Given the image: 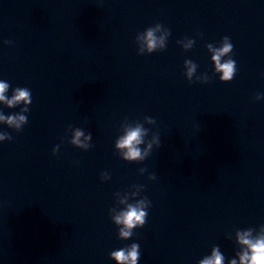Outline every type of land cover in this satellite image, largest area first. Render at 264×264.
Here are the masks:
<instances>
[{
	"label": "water",
	"instance_id": "water-1",
	"mask_svg": "<svg viewBox=\"0 0 264 264\" xmlns=\"http://www.w3.org/2000/svg\"><path fill=\"white\" fill-rule=\"evenodd\" d=\"M157 23L171 34L149 54ZM225 36L227 83L206 48ZM0 80L32 93L21 131L0 123V264H116L132 243L138 264H198L214 246L239 264L236 232L264 225V0H0ZM137 121L161 147L130 163L115 141ZM143 197L145 225L120 239L112 217Z\"/></svg>",
	"mask_w": 264,
	"mask_h": 264
},
{
	"label": "clouds",
	"instance_id": "clouds-1",
	"mask_svg": "<svg viewBox=\"0 0 264 264\" xmlns=\"http://www.w3.org/2000/svg\"><path fill=\"white\" fill-rule=\"evenodd\" d=\"M164 28L161 24L157 23L154 27L147 28L142 38L144 41V47L147 53L151 54L157 50V48L163 51L165 49V39L171 33L165 28V34L157 37L156 32ZM141 38L140 36L137 37ZM5 44H11L12 41H4ZM194 44V40H189L185 48H191ZM206 48L212 53L211 61L215 65V71L220 73L219 79L221 82H230L233 80L236 74V62L231 58L230 54L233 51V44L230 42V38L225 36L222 38L219 47H213L212 44H207ZM139 55L144 54V48L138 51ZM228 57L227 59H224ZM184 65L187 68L186 77L189 82H193V76L196 72L197 65L191 60H185ZM197 81L201 83H208L209 77L204 74L202 77H197ZM10 84L3 80H0V103L8 108H15L23 105L19 113L5 115L0 111V123L8 125L9 128L15 129L17 132L21 131L23 126L28 122L27 115L29 111V105L32 103V93L28 88L17 87L12 90L11 98L5 94L9 91ZM261 95H257L256 99H261ZM127 120V119H125ZM143 121L154 125L155 119L149 116H145ZM150 129L145 128L142 123L136 122L134 125H128L124 129V134L117 137L115 141V149L119 151L122 160L127 162H143L148 158L152 152L153 146L156 148L161 147L160 137L157 133H153L150 140L146 141ZM83 137V140L81 139ZM12 137L7 132H0V141L11 140ZM92 139L91 133L85 135L81 128H76L74 135L70 141L71 145L76 148L87 151L91 144L88 143ZM146 147L141 149L140 145L145 144ZM59 150V145L53 148V154L55 155ZM144 173L146 169L141 168L139 170ZM101 177L110 179V175L107 172L101 173ZM149 180L156 179L154 174L148 176ZM143 189V186L140 185ZM124 203V201H121ZM150 207V201L147 197H143L136 203H129L125 210L119 212L112 217L115 225H119V238L127 240L132 237L133 229L137 227H143L146 223L148 216L147 209ZM255 233V234H254ZM236 239L241 247V250L236 253L239 256V264H264V225H261L258 229L248 228L246 230H238L236 232ZM110 258L116 261V264H138L140 259V246L138 243H132L128 247L114 250L110 253ZM225 257L221 253L219 246H214L211 251V255L198 261V264H224ZM230 264H237L236 259H231Z\"/></svg>",
	"mask_w": 264,
	"mask_h": 264
}]
</instances>
